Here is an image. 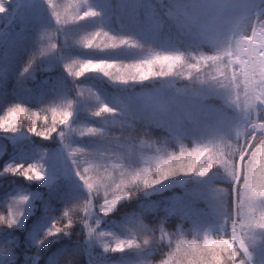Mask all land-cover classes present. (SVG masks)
<instances>
[{
  "label": "snow or ice",
  "instance_id": "6c2138e0",
  "mask_svg": "<svg viewBox=\"0 0 264 264\" xmlns=\"http://www.w3.org/2000/svg\"><path fill=\"white\" fill-rule=\"evenodd\" d=\"M44 3L52 24H38L30 52L28 46L21 48L29 56L19 79L57 53L72 78L71 88L54 85L49 89L53 99L35 111L26 102L8 106L0 114V132L6 137L23 133L45 141L58 138L71 160L72 171L67 183L53 185L43 162L45 154L39 149L38 158L32 162L13 160L2 167L0 176H19L37 185L48 180V187L47 195L38 192L8 197L7 211L0 212V264H15L14 232L30 214L35 216L37 207L41 214L35 216L26 241L37 251L26 256V264H40L41 254L57 241H71L77 224L86 233L85 241L99 245L105 254L141 250L134 264H152L150 257L157 253L161 255L158 264H264V0H159L158 11L150 0H137L131 11L133 18L140 19L145 9L143 17L157 29L164 27L167 18L168 30L183 47L132 61L60 55L76 46L107 51L144 50V45L131 35H116L103 28L73 31L72 26L100 15L88 6V0H78L71 16L67 10L61 12L53 0ZM9 5L12 11L22 8L16 0H0V14H8ZM20 17L17 11L13 19ZM205 42L213 47H204ZM88 73L101 74L119 85L164 82L161 91L150 98V105L154 112L173 114L181 122L200 123L201 117L211 111L209 95L219 94L226 105L229 131L195 141L191 148L181 143L178 152L156 147V154L143 159V166L132 167L129 161L136 155V138L124 135L131 126L127 105L121 102L119 109L113 107L91 87L78 82ZM177 81L184 83L181 86ZM43 96L42 91L41 100ZM77 109L85 117L98 119L100 125L74 122ZM114 129H120V134L116 135ZM77 137L95 143L85 146L75 142ZM23 147L16 145L17 150ZM220 168L230 184L227 190L213 192L221 201L220 193L226 192L228 197L227 211L215 228L193 220L188 239L180 228L175 234L167 230V218L173 209L163 206L165 215L156 226H149L142 219V206L119 225L121 235L100 230L103 218L110 217L122 201L139 192L176 177H204ZM54 201L64 205L59 216L52 215ZM153 208L160 209L161 205ZM76 213L81 214L79 220L74 219ZM86 252L80 243L60 244L48 256L47 264H60L62 257H68L66 264H79L76 257ZM89 264H96L95 258L90 256Z\"/></svg>",
  "mask_w": 264,
  "mask_h": 264
},
{
  "label": "trees",
  "instance_id": "16d2710c",
  "mask_svg": "<svg viewBox=\"0 0 264 264\" xmlns=\"http://www.w3.org/2000/svg\"><path fill=\"white\" fill-rule=\"evenodd\" d=\"M17 3L22 4V8L17 11L20 13L21 17L17 19H13V16L17 15V11H12V6L9 5V13L8 14H0V114L6 110L8 106H11L14 103L18 102H26L27 106L33 111L42 108L45 104L49 103L53 97L49 91L51 87L59 86L60 88H71L72 78L68 76V73L63 68V62L58 59V54L53 53L46 60L41 61V63L35 68V70L31 73L24 74L23 79H19L21 74V69L24 67L25 62L28 60L29 52L31 51L32 40L36 37L37 33L28 37V40H25V34L28 32L25 29V23L28 25L27 21L24 18V9L27 4L26 0H16ZM152 4L157 5V11L159 10V0H150ZM166 3L167 0H164ZM22 19L24 22H22ZM165 23L167 25L170 23L167 18H165ZM161 28V32L163 36L166 38L167 36L170 38V42L173 45L174 50L176 47H183L180 45L179 40L175 36L173 32H170L165 26ZM113 29V28H112ZM108 29L107 31H110ZM111 32V31H110ZM168 38V39H169ZM10 39V43H6V40ZM59 42V41H57ZM28 46L29 52L21 51V48H26ZM145 47V46H144ZM121 49L116 50H107L104 52L95 51L90 52L86 49H79L77 46L73 49H65L60 53V55H70L80 53L81 55L88 56L93 59H101V57H107L109 55L115 56L118 53L122 55L124 51H120ZM135 50V49H133ZM138 52L142 49H136ZM71 51V52H70ZM143 51V50H142ZM70 52V53H69ZM117 52V53H116ZM144 53V51H143ZM153 54V53H151ZM72 56V55H71ZM101 56V57H100ZM148 56V55H147ZM74 57V56H73ZM119 58H124V56H120ZM39 63V62H38ZM79 81H86L89 83L95 84L98 88L105 87L108 89L115 90L119 93H123L125 90H135L138 88H146L151 85H162L164 82L161 81H145L142 83H130L128 85H119L113 82H109L106 77L101 78L95 74L88 73L85 77H81ZM78 81V82H79ZM183 81H177L178 85H183ZM44 92V96L41 100V92ZM75 93H73L74 95ZM211 102L213 100L210 99ZM214 103V102H213ZM128 112L131 115L140 116L142 114L134 112L132 109L128 108ZM43 115V113H42ZM49 120L51 119V114L48 113ZM77 116L85 117L79 109H77L76 116L74 117V122L77 120ZM88 121H92L93 123L100 125V121L98 119H92L90 117H86ZM114 119H118L114 118ZM42 125V122H38ZM143 125H136L135 133L133 137L135 140V149H145L151 153H155L156 147H161L171 152L174 151L175 146L177 145V141L181 144L185 139H189V136L181 137L174 129H167L165 125H157V127L152 128L149 131V135L142 134ZM130 129H126L124 135L127 136L129 134ZM116 135L120 134V129L113 130ZM55 137V134H53ZM76 143L83 144L85 146H90L91 143H95V140L89 141L87 137L80 138L77 137L75 140ZM23 145L24 147L17 150L16 145ZM0 170L10 161L15 160L16 162H32L34 159H37V149L43 152L44 160L46 167L52 173L54 172L55 177L53 178L52 184L55 185L58 182H68V178L72 171V164L70 159H66L59 153L63 150L62 144L57 138L56 140L45 141L39 137L27 136V137H19L17 134L15 135H6L0 132ZM179 150V149H177ZM132 167H141L143 166V162H138L136 160L129 161ZM212 183L216 185L219 189H228L230 181L225 180H217L211 179ZM195 180H186L185 182H181L180 186L177 185L174 189L179 190L177 193H181V189L185 191L186 188L189 187L191 183H195ZM173 186V185H172ZM47 187L48 183L43 185H37L34 182L25 181L23 177L19 176H0V206L3 204L6 206V202L8 197L14 195L16 193H21L24 190L23 194H35V193H44L47 195ZM174 189L164 188L161 190H146L143 192H139L136 197L128 200L122 201L120 205H118L117 209L114 210L113 213L110 214V217H105L101 220V229L103 231H112L117 235H121L122 229L119 227L126 216H131L135 213H138L141 207H145V211L143 213L142 219L144 223L149 226H156L160 217L164 216L165 213L162 210L163 206H167L173 209L172 215H169L166 222V228L170 233L175 234L178 228L182 229L188 239H191V230H192V220L190 217L183 215L179 210L180 208L176 205L168 204L165 200V196L169 193H174ZM220 196L223 198L217 200V205L220 209L221 217L226 211L228 207V197L226 192L220 193ZM39 204V201L36 202ZM159 204L161 205L160 209H154L153 205ZM195 204L199 205L200 203L195 201ZM53 207L55 211L52 213L54 216H59L63 210L64 205L62 203L53 202ZM205 207V206H203ZM4 210V209H0ZM41 214V209L39 207L36 208L35 216H39ZM80 213H76L74 215V219L79 220ZM34 215H29L27 222L17 228L14 232L15 243H16V255H15V264H26V256H32L36 254V248H29L26 243L29 233L34 228ZM185 219V220H182ZM217 224V223H216ZM12 232V230H8ZM3 230L0 229V238L3 236ZM86 233L84 232L82 226L77 224L71 235V241H57L56 244L52 245L51 248L48 249L46 253H42L40 256V264H47V258L53 251L56 250L60 244H68L80 243L87 248V252L76 257L79 264H89L90 256L95 258L96 264H107V261H112L113 264H134V262L138 261L141 250L137 251H126L125 253H103V249L99 245H91L86 241ZM167 251V248L164 249ZM68 257H62L60 260V264H66ZM161 259V255L159 253L154 254L150 257L152 264H158V261Z\"/></svg>",
  "mask_w": 264,
  "mask_h": 264
},
{
  "label": "rangeland",
  "instance_id": "374dc122",
  "mask_svg": "<svg viewBox=\"0 0 264 264\" xmlns=\"http://www.w3.org/2000/svg\"><path fill=\"white\" fill-rule=\"evenodd\" d=\"M26 1L27 4L25 6L23 16L28 23V32L26 34L28 37H32L38 31V24L51 26L52 21L44 0ZM53 2L60 7L61 12L67 10L69 16L73 15L77 10L78 0H53ZM136 2L137 0H88V6L98 11L100 15L94 18H89L88 20L81 22L79 25L72 26V30L84 33L97 28H103L104 30L111 29L110 31L116 35H131L145 46L144 50L142 49L144 53L142 50L138 52L136 49L121 48L120 51H124L122 55L118 53L115 56H100L101 59L132 61L150 55L154 52L172 50L173 45L170 42V38L168 36L165 38L161 29L155 28L147 19L143 17L146 11L145 9L141 10L142 16L140 19L133 18L131 11ZM150 3L152 4V2ZM165 26H168L167 23H165ZM166 29L168 28L166 27ZM10 42V39L6 40V43ZM77 47L79 49H83L79 46ZM88 51L95 52L92 50ZM70 55L79 58H89L88 56L81 55L80 53ZM120 56H124V58H119ZM95 75L100 76L101 78L103 77L101 74ZM79 82L85 84L87 87H91L99 94L102 100L108 102L111 106L119 109L121 102H123L127 105V108L142 115L148 110H153L150 105V98L156 96L161 91V85H159V87L157 85H151L146 88L140 87L134 91L130 89L125 90L123 93H119L105 87L98 88L95 84L86 81ZM208 98L209 100H213L214 103L212 102L209 114L201 117L200 123L194 124L187 121L181 122L180 120L175 119L167 122H158L157 125H166L167 129H174V132L181 137L189 136L190 138L188 140L184 138V141L182 142L187 148L195 146V141L207 140L218 135H226L229 131V118L225 112L226 105L224 104V100L219 94H210ZM79 121H81V123H90L99 126L92 121H88V119L84 116H77V120L75 122ZM179 147L180 143L177 141V145L175 146L176 149H174V151L178 152L179 150L177 149H179ZM135 153L136 155L131 157L130 160H136L138 162H143V159L153 157L156 154H153L145 149H135ZM60 154L66 159H69L66 152L63 150H61L59 156ZM113 162L119 163L117 160H114ZM54 177V172L52 173L49 170L48 180H51L52 182ZM211 179L229 181L223 169L220 168L214 169L204 177L191 176L172 178L171 180L164 182L162 185L156 186L154 190L156 191L164 188L174 189L175 186H180L181 182H185L186 180H195L196 182L194 184L191 183L185 191L181 189V193H177L176 191L179 190L174 189V193L166 195L165 200L168 204L170 203L178 206L180 208L179 211L183 215L190 217L192 222L195 220L200 223H207L215 228L216 223L220 219V209L217 205L218 198L213 196V192L219 188L212 183ZM48 180H46L45 183H48ZM23 193L24 190H22L21 193L19 192L14 195ZM195 201L200 204H195ZM1 208L4 210H0V212L7 211V207L5 205L2 204L0 206V209Z\"/></svg>",
  "mask_w": 264,
  "mask_h": 264
},
{
  "label": "clouds",
  "instance_id": "9594fccd",
  "mask_svg": "<svg viewBox=\"0 0 264 264\" xmlns=\"http://www.w3.org/2000/svg\"><path fill=\"white\" fill-rule=\"evenodd\" d=\"M203 46L208 48L213 47V45L207 42H205ZM128 119L131 122L128 135L133 136L135 133L136 125L138 124L143 125L142 134L149 135V131L152 128L157 127L158 122H162V121L167 122V121L175 120L177 119V117L173 114L165 115L162 113L154 112L153 110H148L143 115L140 116L129 114Z\"/></svg>",
  "mask_w": 264,
  "mask_h": 264
},
{
  "label": "water",
  "instance_id": "95a60500",
  "mask_svg": "<svg viewBox=\"0 0 264 264\" xmlns=\"http://www.w3.org/2000/svg\"><path fill=\"white\" fill-rule=\"evenodd\" d=\"M19 137H27V136H25L23 133H18L17 134ZM29 136V135H28Z\"/></svg>",
  "mask_w": 264,
  "mask_h": 264
}]
</instances>
